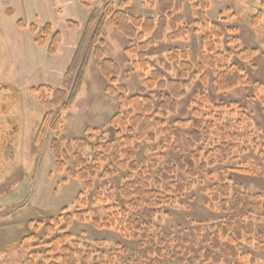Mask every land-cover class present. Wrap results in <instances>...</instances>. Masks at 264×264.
<instances>
[{
    "label": "trees",
    "instance_id": "16d2710c",
    "mask_svg": "<svg viewBox=\"0 0 264 264\" xmlns=\"http://www.w3.org/2000/svg\"><path fill=\"white\" fill-rule=\"evenodd\" d=\"M131 1L80 0L86 9L97 2L101 7L92 10L63 87L51 100L45 99L44 87L32 90L47 112L36 146L49 135L55 137L51 151L57 171L66 175L65 184L82 183L77 204L84 211L71 214L64 209L45 224L43 236L26 237L22 247H30L32 254L45 249V259L57 260L54 264H79L80 259L87 264L91 258L92 264H264V195L249 194L232 178L247 174L249 166L257 165L255 160L216 171L220 163L248 156L255 133L248 124L251 117L236 102H216L212 96L252 86L238 62L254 67L260 52L241 49L236 35L227 41L234 53L229 47L219 51L229 36L220 20L205 19L202 25L195 24V32L201 34L198 52L174 49L165 63L150 69L149 51L156 44L185 40L192 31L178 16L180 0H160L157 18L129 14ZM199 6L206 11L210 3L202 0ZM259 19L260 14L255 21ZM109 24L126 40L125 52L134 57L133 71L140 72L135 95L118 83L121 68L106 56ZM67 26L79 28L75 22ZM225 30L232 35L231 29ZM30 32H39L41 46L49 38L48 53L57 54L62 36L51 25L40 30L32 25ZM92 61L108 80L106 92L117 100L118 110L105 128L87 129L85 137L70 142L62 132L63 114L75 104ZM190 93L185 106L189 116L180 117L181 104ZM258 100L264 111V97ZM252 141L255 157H260L255 159L263 165L264 143L256 137ZM170 155L177 157L170 160ZM204 177L205 205L219 215L217 222L191 223L187 237L166 230L164 220L174 218ZM89 206L94 215L87 221L95 230L111 233L135 250L116 241L110 246L107 239L93 244L76 239L72 228L86 222Z\"/></svg>",
    "mask_w": 264,
    "mask_h": 264
},
{
    "label": "rangeland",
    "instance_id": "374dc122",
    "mask_svg": "<svg viewBox=\"0 0 264 264\" xmlns=\"http://www.w3.org/2000/svg\"><path fill=\"white\" fill-rule=\"evenodd\" d=\"M180 1L183 8L178 16L183 18L184 24L192 32L185 40L156 44L149 51L150 69L158 68L157 63H165L174 49L198 52L201 34L195 32V24L198 22L202 25L205 19L209 22L220 20L225 35L229 36L218 46L219 51H226L229 47L234 53V46L227 45L231 37L235 38L233 35L239 40L241 49H258L260 54L255 59L254 67L238 62L252 86L212 96L216 102H236L247 109L251 117L248 124L255 132L250 136L248 156H241L235 162L220 163L216 171L221 166L233 167L255 160L257 165L249 166L247 174H234L233 182L242 184L249 194L264 195V164L257 163L260 157H255L257 150H253L255 143L252 141L256 137L260 143H264V111L258 100L264 97V0H208L210 8L206 11L199 6L202 0L193 1L198 6L193 5L191 0ZM159 2L154 0V4H151L150 0H133L127 12L144 18H157ZM100 4L97 2L86 9L80 0H0V264H54L57 260L49 262L45 259V249L38 250L42 252L38 253L31 248L36 252L32 254L30 247L23 248L22 244L26 237L43 236L45 224L64 209L71 214L84 211L77 204V198L83 192L82 183L69 180L65 184L66 175L57 171L51 151V142L55 137L49 135L42 145L36 146L35 140L47 112L32 90L44 87L45 99L51 100L54 92L63 87L65 75L83 38V29L92 10L100 8ZM258 14L260 19L255 21ZM19 22L25 28L19 27ZM68 22L77 23L79 28L70 30ZM32 25L39 30L51 25L54 31L60 33L62 43L55 56L48 53L50 39L41 46L38 43L41 37L39 32H30ZM228 28L232 30V35L227 34L225 29ZM106 39V56L121 68L118 83L126 88L128 94H137L140 72L133 71L134 57L125 52L126 40L110 24ZM107 86L108 80L92 61L75 104L68 113L63 114L62 132L70 142L85 137L87 129L105 128L117 113L118 102L106 92ZM196 89L201 90V87L196 86ZM190 96L191 93L181 104L180 117L189 116L185 106ZM176 157L170 155L169 159ZM206 181L204 177L202 186L189 194L184 205L174 213V218L164 220L166 230L187 237L192 231L191 223L217 222L219 215L205 205ZM92 212V206H89L86 222H76L72 228L76 239L86 244L107 239L110 246L116 241L135 250L133 244L125 243L111 233L95 230L87 221L94 215ZM93 262L94 258H91L87 264ZM79 264L85 263L80 259Z\"/></svg>",
    "mask_w": 264,
    "mask_h": 264
}]
</instances>
